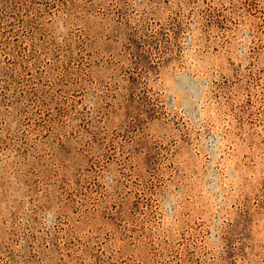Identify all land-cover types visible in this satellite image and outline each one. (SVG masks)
Returning a JSON list of instances; mask_svg holds the SVG:
<instances>
[{"label": "rangeland", "instance_id": "374dc122", "mask_svg": "<svg viewBox=\"0 0 264 264\" xmlns=\"http://www.w3.org/2000/svg\"><path fill=\"white\" fill-rule=\"evenodd\" d=\"M0 264H264V0H0Z\"/></svg>", "mask_w": 264, "mask_h": 264}]
</instances>
